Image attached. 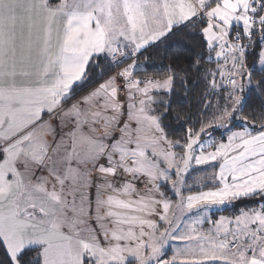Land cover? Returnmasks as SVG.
<instances>
[{"label":"snow or ice","instance_id":"6c2138e0","mask_svg":"<svg viewBox=\"0 0 264 264\" xmlns=\"http://www.w3.org/2000/svg\"><path fill=\"white\" fill-rule=\"evenodd\" d=\"M0 264H264V0H0Z\"/></svg>","mask_w":264,"mask_h":264},{"label":"trees","instance_id":"16d2710c","mask_svg":"<svg viewBox=\"0 0 264 264\" xmlns=\"http://www.w3.org/2000/svg\"><path fill=\"white\" fill-rule=\"evenodd\" d=\"M255 39V37L253 38ZM257 50H259V45L256 46ZM204 51V44L201 41V38L199 36L191 37L188 35L187 31H181L177 32L176 35L172 36L170 39L166 40L164 44H161L158 49H151L150 52V64L153 65L156 68H160L167 64H175L177 66H184L186 67L189 63V61L193 58L194 53H200ZM206 55V54H205ZM146 56H149V53H145V56L140 57V60L143 61ZM256 59L255 56L250 55L248 57V64L249 67L253 66V61ZM203 63V61H202ZM207 67L212 68L214 67V64L208 63ZM257 68L261 67L259 65L256 66ZM149 75H161L162 73L159 71H152L150 70L148 72ZM255 76H259V72H254ZM203 85L200 86V88L193 87L192 93L188 94L186 97L182 94L183 89L180 88L179 84H177L176 88L177 91L173 95V99L177 101V104L174 105V111H181L183 109L184 111L191 110L193 115H195V112L197 110V98L199 96V92L202 89ZM259 104V98L256 96L255 93L252 94L251 99L248 101V107L244 110L242 113L243 115H248V112L250 109L254 106H257ZM237 125L239 124V121L236 122ZM189 127H192L193 125L190 123L188 125ZM172 128L175 130V135L172 137L174 139H181L184 137L185 130L184 128H181L178 122H173ZM224 131H227L226 129H217L213 130L212 134H219L223 133ZM176 151H180L179 148L176 149ZM198 168H206L208 172H210L212 169L208 168L207 166H197ZM200 174L203 175V171H192L190 173V176L195 178L197 176L200 177ZM189 184H193L194 180L190 178L188 180ZM193 191H197L198 189L193 187ZM163 191H165L171 198H174L172 196L171 191L167 187L163 188ZM245 205H254L253 200H241L237 201L236 204L232 206V208L235 209L237 212L239 209L245 207ZM226 212H228V208L225 209Z\"/></svg>","mask_w":264,"mask_h":264},{"label":"rangeland","instance_id":"374dc122","mask_svg":"<svg viewBox=\"0 0 264 264\" xmlns=\"http://www.w3.org/2000/svg\"><path fill=\"white\" fill-rule=\"evenodd\" d=\"M244 43H247V40H245L244 41ZM118 70V69H117ZM232 130H239V128L237 127V128H234V129H232ZM223 134L224 135H227L228 134V130L227 131H224L223 132ZM214 137H216V138H219L220 137V135H221V133H219V134H212ZM200 176H203V175H201L200 174ZM199 176H197V177H195V178H198ZM175 177H173V179H174ZM175 198V197H174ZM234 204H236V202L234 203ZM234 204H228V205H223V206H219V207H213V208H211L210 209V218L212 219V220H215V218H214V216H215V214L214 213H216L217 211H222L223 209H227L228 208V211H229V214H222V215H225V216H229V217H231V216H234L233 215V213H235L236 211H235V209L234 208H232V206L234 205ZM240 210V209H239ZM225 212H226V210H224ZM236 215V214H235ZM169 255H171L170 253H169Z\"/></svg>","mask_w":264,"mask_h":264},{"label":"crops","instance_id":"0c3cea01","mask_svg":"<svg viewBox=\"0 0 264 264\" xmlns=\"http://www.w3.org/2000/svg\"><path fill=\"white\" fill-rule=\"evenodd\" d=\"M163 190V189H162ZM172 199H176V198H172ZM225 209H223L222 211H217L216 213H214L215 214V216H214V218L215 219H217L220 215H222V214H229V211L228 212H225L224 211ZM239 213V210L237 211V212H235V213H233V215H235V214H238ZM170 254H171V252H169Z\"/></svg>","mask_w":264,"mask_h":264}]
</instances>
